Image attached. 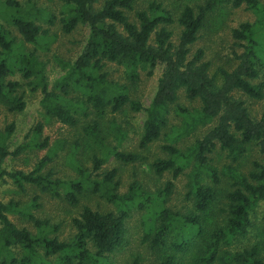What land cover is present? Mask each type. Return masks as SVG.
I'll return each instance as SVG.
<instances>
[{
  "label": "trees",
  "instance_id": "obj_1",
  "mask_svg": "<svg viewBox=\"0 0 264 264\" xmlns=\"http://www.w3.org/2000/svg\"><path fill=\"white\" fill-rule=\"evenodd\" d=\"M59 1L62 31L70 33L84 25L89 34L73 62L57 60L63 74L49 88L46 62L37 53V47L45 48L48 43L42 40L47 32L39 23L52 25L56 17L33 0H0V105L10 113L25 109L23 93H18L21 83L9 78L18 73L33 91H40L41 107L47 116L68 126H77L82 119L89 121L82 128L84 137L101 156L94 154L88 168L76 158L79 144L75 143L69 159L75 163L76 177L70 179L45 170L49 155L31 171L7 170L6 159L28 146L10 149L15 130V124L10 123L0 130V184L12 185L13 194L18 196L32 187L63 198L71 206L78 205L86 193L98 195L115 210L83 205L71 221L74 234L61 239L58 224L36 215L39 196L28 202L0 200V264H114L111 255L127 245L129 221L136 213L142 226L140 243L155 254L157 264H264L259 243L231 249L254 228L256 208L264 204V114L254 116L247 103V99L264 98V4L259 0L180 3L181 11L175 17L157 0L141 8L136 7L138 0ZM220 4L245 6L258 18L231 31L241 49L234 52V67L211 70L204 60V49L192 52L191 48ZM173 25L181 28L176 42L170 29ZM12 29L20 37L13 35ZM107 63L122 66L131 84L110 79ZM157 67L162 72L150 103L144 106L132 98L130 88L139 81L140 72L150 77ZM179 90L188 100H197L199 108L178 105ZM125 108L133 114H145L138 149L146 150L161 135L172 143L161 146L166 157L150 163L156 176L172 173V178L153 192L134 179L125 193H119V183L114 180L117 169L100 172L109 157L122 164L143 159L139 152L122 150L118 145L110 147L103 134L102 114ZM171 108L180 117V125L172 127L173 134L165 132ZM111 122L112 138L121 144L126 139L125 131ZM182 137L192 138L183 150L176 144ZM39 146L43 148L46 143ZM216 147L235 165L221 170L213 165L210 156ZM251 147H256L259 159L247 172H240L237 166ZM188 167L187 206L180 211L169 206L168 200L174 181ZM215 215H220L219 223H212ZM14 216L30 223L34 230L18 226L11 219ZM188 252L193 255L191 261H187ZM130 255L126 264H154L140 254Z\"/></svg>",
  "mask_w": 264,
  "mask_h": 264
},
{
  "label": "rangeland",
  "instance_id": "obj_2",
  "mask_svg": "<svg viewBox=\"0 0 264 264\" xmlns=\"http://www.w3.org/2000/svg\"><path fill=\"white\" fill-rule=\"evenodd\" d=\"M38 7L43 8L45 11L53 14L56 19L50 25L41 21L43 30L47 32V36L42 40L48 42L44 47H37V53L40 59L46 62V76L49 88H52L54 82L63 74L60 64L57 60L63 62H73L81 53L88 34L89 29L87 26L79 25L70 33H64L61 29L60 17L63 15L62 3L59 0H33ZM152 0H138L137 8L147 5ZM170 9L175 17L181 11L180 3H197L203 0H157ZM264 4V0H259ZM258 15L253 11L247 9L245 6L233 8L230 4H220L217 6L216 11L210 17L209 23L206 24L205 29L199 35L198 40L192 45V52L199 48H203L205 55L204 60L208 61L211 70L218 67L226 69L233 68L235 62L233 60L234 52H240V48L236 46L235 40L232 37V29L238 27L241 23H253L257 20ZM173 30V40L176 42L179 32L181 30L177 25L170 27ZM13 35L20 37L16 30L12 29ZM32 49L34 46L28 45ZM105 70L109 74V78L118 81L119 83L131 84L125 79V71L122 66L113 63H107ZM162 72L161 67L154 70L153 75L146 76L145 72H140L139 81L134 83L130 88V94L133 99L140 101L144 106H147L156 89L157 80ZM11 80L20 82L18 93H23V98L26 102V107L23 111L17 113L8 112L2 105H0V130L10 123L15 124L14 133L10 139V149L14 150L19 145H28L23 152L17 156H9L4 164L7 170H22L31 171L38 161L44 156L49 155L51 160L46 165V171L51 169L54 171L55 177L62 179H70L76 177L74 170V161L69 159V153L74 149L75 143L79 144L77 149V156L81 160L82 165L91 168V161L94 154L101 156L98 148L93 145L89 139L84 137L82 128L88 124L89 121L82 119L77 126H68L58 122L56 119L47 116L41 107L40 100L42 95L37 89L33 91L27 82L22 79L18 73L9 77ZM244 98V97H243ZM247 103L251 113L260 117L264 114V98L263 100L254 101L247 99ZM178 105L187 109L199 108L200 104L197 100H188L185 97L183 90H179L177 102ZM145 114L140 111L131 113L128 109L121 112L110 114L104 112L101 119V127L103 134L106 137V142L110 147L118 145L119 149L139 152L143 159L134 164H122L109 157L103 164L100 172H107L112 168L117 169L115 181H118L117 190L119 193H125L128 190L130 183L135 179L138 180L145 189L153 192L157 187H162L164 183L172 178L171 172H165L160 176H156L150 168V163L157 157H166L167 154L162 151L161 146L171 143L165 135H161L159 140L150 144L146 150L137 148V140L140 138L142 132V125ZM111 121L122 126L125 131L126 139L121 144H117L112 138ZM168 127L165 129L167 133H175L172 127L180 125V117L176 116L175 111L171 108L169 115ZM41 127L39 133H35L36 128ZM111 132V133H110ZM35 134V135H34ZM180 142L176 143L177 146L183 150L185 144H189L192 138L179 139ZM46 143V146L41 148L39 145ZM172 144V143H171ZM55 148V149H54ZM54 149V150H53ZM138 149V150H137ZM137 150V151H136ZM212 164L217 166L220 170L227 165H232L231 160L227 157V153L216 147L212 155ZM259 159L256 147L248 148L246 156L240 160L237 169L240 172H247L252 167V162ZM191 168L188 167L184 172L174 181L175 187L172 194L169 196L168 205L177 210H186L187 202L185 201V193L187 190V181ZM101 177V176H100ZM225 177H223L224 179ZM226 182V179H224ZM12 185L0 184V200L7 202L9 199L21 202H28L33 196H39V208L36 215L41 218L48 219L52 223L59 225V235L61 239H66L74 234V228L71 224L72 218L79 215L83 205H89L93 208L102 211L113 210L114 206L108 204L102 197L98 195H91L86 193L82 197L79 204L76 206L69 205L63 198H55L47 193H41L35 188L27 187V193L22 196L13 194L15 189ZM115 210V209H114ZM264 214V204L261 202L256 208L254 213L253 223L254 228L249 232L246 238L242 239L239 243L232 246V250H240L245 246H251L254 243L261 245V255L264 256V223L262 216ZM216 218L213 222L219 223L220 215H215ZM136 218V219H134ZM11 219L18 226L28 227L34 230L32 225L26 221L18 218L11 217ZM127 234V245L116 251L111 255L114 264H126L131 257V253L140 254L144 256L145 261L157 264L156 256L149 251L143 244L140 243V235L142 226L139 222L137 213L129 221ZM193 256V255H192ZM192 256L189 252L186 254L187 261H191Z\"/></svg>",
  "mask_w": 264,
  "mask_h": 264
}]
</instances>
